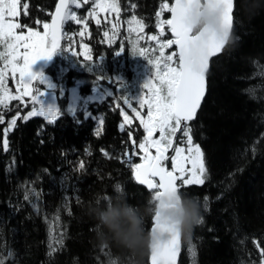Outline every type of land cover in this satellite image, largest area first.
I'll return each mask as SVG.
<instances>
[{"label":"trees","instance_id":"16d2710c","mask_svg":"<svg viewBox=\"0 0 264 264\" xmlns=\"http://www.w3.org/2000/svg\"><path fill=\"white\" fill-rule=\"evenodd\" d=\"M58 1L21 0L18 22L42 30ZM80 2V8L71 7L78 18H87V30L68 21L61 39V47L70 45L77 56L58 50L53 67L44 71L56 85L60 110L56 121L39 116L25 120L33 107L29 100H12L7 108L0 105L2 264H102L106 254L118 250L97 248L95 224L82 215V205L95 195H111L117 183L133 204L152 194L134 181L129 164L123 162L125 151L129 155L134 147L138 151L144 136L137 121L125 124L121 115L126 109L124 94L132 91L137 69L132 52L137 33L128 32L127 21L135 15L144 22L138 49L148 48L147 56L153 58L157 52L148 37L159 35L155 13L162 3L171 7L173 0H118L119 31L111 41L103 33L112 36L116 13L100 12L97 25L88 15L93 0ZM24 3L29 5L28 15L23 14ZM169 18L167 11L160 17ZM164 33L171 39L167 25ZM231 34L234 41L211 60L206 95L196 118L188 122L193 142L203 152L207 175L203 185L182 191L198 197L206 211L193 236L195 254L182 241L178 264H262L264 259V0H234ZM78 81L80 100L69 111L68 90ZM95 88L110 89L112 96L84 102ZM86 112L91 118H85ZM13 118L16 124L9 129ZM132 162L140 161L134 157Z\"/></svg>","mask_w":264,"mask_h":264},{"label":"snow or ice","instance_id":"6c2138e0","mask_svg":"<svg viewBox=\"0 0 264 264\" xmlns=\"http://www.w3.org/2000/svg\"><path fill=\"white\" fill-rule=\"evenodd\" d=\"M88 2L89 0H83L84 4ZM206 2L210 7L222 8L224 37L221 38L215 32L207 36L203 33L193 35L188 17L193 5H198L199 0H175L171 7L165 2L161 4L160 11L155 13L157 18L155 27L159 29V35L148 37L149 40L156 41V47L159 49V55L154 58L146 55L148 48L138 49L139 40L144 39L139 35L144 31V22L135 15L127 21L128 32L137 33V40L132 41L133 56L143 57L154 67V71L152 77L144 82L138 95L128 94L124 97V104L134 113L135 119L139 120L145 135L139 141L138 151L135 147L131 155L125 151L126 159L123 162L129 164L134 181L146 186L154 197L169 190L182 191L187 186L205 183L207 169L204 155L199 144L193 142L192 130L188 127V122L196 118L205 95V73L208 71L209 58L224 47L227 33L231 29L233 0H206ZM20 4L21 0H0V45L4 46V50L0 52V60L4 62V67L0 68V104L7 108V101L23 102V98L27 96L35 106L24 119L43 116L49 123H53L60 110L42 103L44 91L33 90V81L38 80L41 85L45 84L43 75L33 72V65L38 60L51 59L58 50L71 54L72 57L77 56L70 45L61 47V39L64 38L62 29L66 22L74 21L83 24V30L86 31L87 18H78L71 7L80 8L82 6L80 0H59L55 13L51 14V23H43V31H39L18 22ZM22 7L23 14L28 15L29 5L24 3ZM164 11L171 13L170 19H160ZM100 12L116 13L117 22L112 24V36H109L107 31L103 33L104 37L111 41L119 31L118 0H93V10L88 15L95 19L97 25L100 24V20L96 17ZM37 23L39 24L40 21ZM165 25L168 26L173 38L161 41L159 37L164 36ZM21 28L26 31L17 32V29ZM80 34L83 35V31ZM172 46H176L177 51L165 55L164 49H170ZM82 47L87 51V45ZM123 50L122 46L116 54H121ZM152 51L155 52L156 49ZM86 58L92 59L91 55H87ZM92 70L93 68L88 69L90 72ZM8 71H11L16 83V95H12L7 87ZM17 74L18 79H16ZM102 76L103 74L97 79H101ZM144 90L147 92L145 93ZM107 96H112V92H108ZM133 101L138 103L141 109L147 108L146 116H142L133 106ZM121 115L124 123L130 125L133 117L123 109ZM85 118H91V114L86 112ZM2 122L3 117L0 116V123ZM15 124L16 118H13L9 123V129ZM120 128L123 131L124 124H121ZM157 132L159 136L154 138ZM177 132H182L183 136L178 138ZM128 136L131 138L132 133L129 132ZM183 137H186V140ZM135 143L133 141L134 145ZM4 150H8L7 139L4 140ZM134 157H138L140 162L133 163ZM80 168H84L83 163L80 164ZM25 199L28 197L26 196ZM179 250L178 236L154 245L150 254L151 264H176ZM189 251L192 252V248H189ZM261 254L264 256V252Z\"/></svg>","mask_w":264,"mask_h":264},{"label":"clouds","instance_id":"9594fccd","mask_svg":"<svg viewBox=\"0 0 264 264\" xmlns=\"http://www.w3.org/2000/svg\"><path fill=\"white\" fill-rule=\"evenodd\" d=\"M188 22L193 35L215 32L224 37L222 8L210 7L206 0L193 5ZM234 39L228 31L224 46ZM204 211L198 197L183 191L169 190L155 197L150 194L143 203L133 204L119 183L113 185L111 195H95L81 207L82 215L95 224L97 248L118 250L117 254H106L102 264H145L152 247L173 236L191 245Z\"/></svg>","mask_w":264,"mask_h":264},{"label":"rangeland","instance_id":"374dc122","mask_svg":"<svg viewBox=\"0 0 264 264\" xmlns=\"http://www.w3.org/2000/svg\"><path fill=\"white\" fill-rule=\"evenodd\" d=\"M18 11H19V8H18ZM39 31H43V29L39 30ZM17 32H19V31L17 30ZM159 39L161 41H166L167 40L166 38H164V36L159 37ZM154 48L156 49V52H157V54L155 56H158L159 55V49L156 47V41H154V43H153V49ZM3 50H4V46L0 45V52H2ZM174 51L175 50H172L171 48L170 49L169 48H165L164 49V54L165 55H169V54H171ZM146 55H148V53ZM55 56H60V53L57 51L53 55V57L51 59H41V60H38L33 65V69H32L33 72L34 73H41L43 75L44 79H45V84L41 85L38 80L37 81H33L32 88H33V90L39 89L40 91H44V96L42 97V103L45 106H54V107L57 108L56 94H55L56 85L51 80V78L44 73L45 69L48 66H52L53 67V62H54ZM135 59L137 60V64H136L137 69H136V75H135V80H134V84H133V89H132L131 92H128V93L124 94V97L126 95H128V94H130L132 96L138 95L140 93V91H141V88H142V85L144 84V82L146 80L150 79L152 77V75H153L152 71H154V67L152 65H149L147 63V61L143 57H140L139 55H137L135 57ZM3 67H4V62L2 60H0V68H3ZM18 78L19 77H18V74H17L16 79H18ZM118 80H120V79H118ZM81 84L82 83L80 81H78L74 87H71L68 90V99H69V105L68 106H69V109H71V111L75 110V108L77 106V103L80 100V97L78 95V87ZM7 87L9 88L10 93L12 95H16L17 94L16 83L13 80L11 71H8V73H7ZM59 89L61 90V92H63L61 87H59ZM144 91H145V93L147 92V90H144ZM108 92H110V89H104L101 92V91H99L98 89L95 88V89L92 90V93L90 95L86 96L83 99V101L84 102L100 101L107 95ZM26 100H29V102L31 103L30 98L27 97V96L23 98V102L22 103H26L27 102ZM11 101H7V104H9ZM0 105H2V104H0ZM32 106L34 107L35 105L32 104ZM133 106L136 107L137 110L141 112L142 116H146V113H147V108L146 107L144 109H141L139 107L138 103H136L135 101H133ZM32 108L29 111H27L26 114H28L32 110ZM125 108L126 109L124 111L127 112L129 116L133 117L132 122L133 121H137V123L139 124V120L135 119L134 113L131 112V110L127 107V105H125ZM39 117H43V116H39ZM179 134L183 135L182 132L179 133ZM144 135H145V133H144ZM158 136H159V133L157 132L155 134L154 138H156ZM183 138L186 140V137H183ZM153 152H154V150H153ZM169 154L170 155L172 154L171 151H170ZM189 248H192V246L189 245L188 246V250H189ZM189 253H191V254L193 253V248H192V252L189 251Z\"/></svg>","mask_w":264,"mask_h":264},{"label":"water","instance_id":"95a60500","mask_svg":"<svg viewBox=\"0 0 264 264\" xmlns=\"http://www.w3.org/2000/svg\"><path fill=\"white\" fill-rule=\"evenodd\" d=\"M174 2H175V0H173L172 5L174 4ZM57 3H59V1H58ZM56 5H57V4H56ZM172 5H171V6H172ZM233 5H234V0H233ZM55 10H56V6H55L54 11H53L52 14L55 13ZM232 12H233V9H232ZM232 12H231V16H232ZM170 18H171V13H170ZM51 20H52V15H51V18H50V22H49V23H51ZM231 27H232V26H231ZM230 32H231V29H230ZM170 35H171V37H172L171 32H170ZM172 38H173V37H172ZM224 47H225V46H224ZM224 47H223V48H224ZM174 48H175V51H177L176 46H174ZM223 48H222V49H223ZM222 49H221L220 51H218V52L216 53V55H214V56H212V57L209 58V66H210L211 60L214 59V58H216V57L221 53ZM209 66H208V70H209ZM207 73H208V71L205 73V84H206V88H207V83H206V76H207ZM205 95H206V91H205ZM205 95H204V97H205ZM203 99H204V98H203ZM202 101H203V100H202ZM201 103H202V102H201ZM198 110H199V109H198ZM192 121H193V120H192ZM189 122H191V121H189ZM178 133H179V132H177V134H178ZM177 134H176V135H177ZM141 186H143V185H141ZM143 187L147 189L146 186H143ZM147 190H149V189H147ZM149 191H151V190H149ZM181 253H182V241H180V250H179V252H178V254H177L176 264H178V262H179V258H180V256H181ZM149 264H151L150 254H149ZM262 264H264V261H262Z\"/></svg>","mask_w":264,"mask_h":264},{"label":"flooded vegetation","instance_id":"af4514ba","mask_svg":"<svg viewBox=\"0 0 264 264\" xmlns=\"http://www.w3.org/2000/svg\"><path fill=\"white\" fill-rule=\"evenodd\" d=\"M182 136H183L182 134H178V135H177L178 138H179V137H182Z\"/></svg>","mask_w":264,"mask_h":264},{"label":"bare ground","instance_id":"6f19581e","mask_svg":"<svg viewBox=\"0 0 264 264\" xmlns=\"http://www.w3.org/2000/svg\"><path fill=\"white\" fill-rule=\"evenodd\" d=\"M173 3V2H172ZM178 135V134H177ZM195 254V253H194ZM190 255V254H189ZM193 256V255H192ZM190 258H191V256H190ZM264 260V259H263ZM192 262V261H191Z\"/></svg>","mask_w":264,"mask_h":264}]
</instances>
